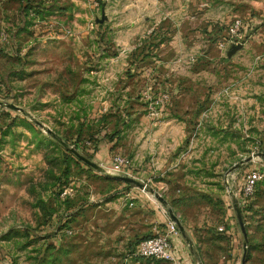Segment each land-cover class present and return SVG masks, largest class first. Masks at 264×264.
<instances>
[{"label":"rangeland","instance_id":"rangeland-1","mask_svg":"<svg viewBox=\"0 0 264 264\" xmlns=\"http://www.w3.org/2000/svg\"><path fill=\"white\" fill-rule=\"evenodd\" d=\"M0 100V264H264V0H0Z\"/></svg>","mask_w":264,"mask_h":264},{"label":"built area","instance_id":"built-area-1","mask_svg":"<svg viewBox=\"0 0 264 264\" xmlns=\"http://www.w3.org/2000/svg\"><path fill=\"white\" fill-rule=\"evenodd\" d=\"M242 22L239 17H234L226 26V33L230 40L239 36ZM219 45L224 44V40L218 41ZM123 157L116 154L112 157L110 167L128 174L129 171L123 167ZM264 176V162H259L248 167L242 174L240 181V200H246L254 189L257 180ZM178 228L172 218L165 221L161 230L143 235L135 242L134 253L143 260L144 264H153L156 259H172L175 256V244L173 236L177 235Z\"/></svg>","mask_w":264,"mask_h":264},{"label":"water","instance_id":"water-1","mask_svg":"<svg viewBox=\"0 0 264 264\" xmlns=\"http://www.w3.org/2000/svg\"><path fill=\"white\" fill-rule=\"evenodd\" d=\"M0 102H2V101L0 100ZM12 105H14V104H12ZM14 106H16V105H14ZM47 130H48V128H47ZM70 149L79 158H81L85 162H87V163H89V164H91V165H93L95 167H98V163L94 162L93 160H91L90 158H88L86 155L80 153L79 151H77L76 149H74L72 147H70ZM256 154H260L264 158V151L258 150V151H256ZM252 155L253 154L250 153V154H247V155L243 156L242 158H240L239 160H237L236 162H234L230 167H232V166H234V165H236V164H238V163H240L242 161H246V160L250 159L252 157ZM114 175L116 177H118V178H121V179L125 180V181L132 182V183L136 184L137 186H145L144 182H142V181H140V180H138V179H136V178H134V177H132L130 175L122 174V173H117V174H114ZM148 189H150L161 201H164V198L162 196H160L156 191H154L151 187H148ZM231 205H232V207L234 209V213H235V216H236V219H237L239 228H240V230L242 232L243 238L245 239L246 232H245L244 225H243V220H242V216H241V211H240L239 203H238V201L236 199H233L232 202H231ZM167 210H168L169 216L175 221L178 229L180 231H182L183 226L179 222L178 217L173 213V211L171 210L170 207H167ZM243 260H244V251L241 253V259H240L241 263L243 262Z\"/></svg>","mask_w":264,"mask_h":264},{"label":"crops","instance_id":"crops-1","mask_svg":"<svg viewBox=\"0 0 264 264\" xmlns=\"http://www.w3.org/2000/svg\"><path fill=\"white\" fill-rule=\"evenodd\" d=\"M259 163V162H258ZM233 167V166H232ZM231 168V167H230ZM246 170V169H245ZM228 174H231V172H228ZM242 177V176H241ZM241 179V178H240ZM238 180L237 181V183L239 182V185H240V181L241 180ZM235 192V195H237L238 196V194H237V191H234ZM233 192V193H234ZM250 197V196H249ZM248 197V198H249ZM241 211V210H240ZM227 217V225L230 227V231H232V235L234 234L233 233V227H234V222H233V219H232V216H231V212L230 211H227V207H226V214H225V218ZM239 226V225H238ZM154 232V231H153ZM174 238H172L173 239V241H174V239L176 240V241H174V244H177V237H176V235L175 236H173ZM186 259L188 260V262L190 263L191 262V264H193V262L194 261H190V254H186ZM129 257V256H128ZM128 257H125L126 259H128Z\"/></svg>","mask_w":264,"mask_h":264},{"label":"trees","instance_id":"trees-1","mask_svg":"<svg viewBox=\"0 0 264 264\" xmlns=\"http://www.w3.org/2000/svg\"><path fill=\"white\" fill-rule=\"evenodd\" d=\"M143 236V235H142Z\"/></svg>","mask_w":264,"mask_h":264}]
</instances>
